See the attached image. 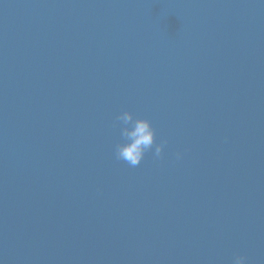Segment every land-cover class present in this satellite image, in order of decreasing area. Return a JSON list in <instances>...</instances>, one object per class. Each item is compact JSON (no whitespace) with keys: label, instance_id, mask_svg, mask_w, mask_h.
<instances>
[{"label":"water","instance_id":"95a60500","mask_svg":"<svg viewBox=\"0 0 264 264\" xmlns=\"http://www.w3.org/2000/svg\"><path fill=\"white\" fill-rule=\"evenodd\" d=\"M123 111L160 157L116 158ZM237 256L264 264V0H0V264Z\"/></svg>","mask_w":264,"mask_h":264},{"label":"clouds","instance_id":"9594fccd","mask_svg":"<svg viewBox=\"0 0 264 264\" xmlns=\"http://www.w3.org/2000/svg\"><path fill=\"white\" fill-rule=\"evenodd\" d=\"M120 124V135L123 142L115 147V156L118 160L126 162L131 167L138 166L147 151L153 148L154 156L160 157L163 151L166 140L156 144V130L148 119L134 118L130 111L121 112L117 118ZM181 156L177 153V158ZM234 264H245V257L237 256L234 259Z\"/></svg>","mask_w":264,"mask_h":264}]
</instances>
